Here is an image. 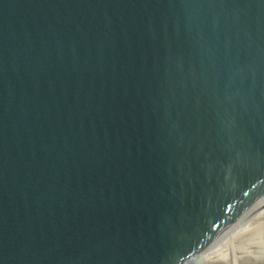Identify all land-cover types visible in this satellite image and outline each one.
Segmentation results:
<instances>
[{"label": "water", "instance_id": "water-1", "mask_svg": "<svg viewBox=\"0 0 264 264\" xmlns=\"http://www.w3.org/2000/svg\"><path fill=\"white\" fill-rule=\"evenodd\" d=\"M264 206V0H0V264H185Z\"/></svg>", "mask_w": 264, "mask_h": 264}, {"label": "bare ground", "instance_id": "bare-ground-1", "mask_svg": "<svg viewBox=\"0 0 264 264\" xmlns=\"http://www.w3.org/2000/svg\"><path fill=\"white\" fill-rule=\"evenodd\" d=\"M185 264H264V206Z\"/></svg>", "mask_w": 264, "mask_h": 264}]
</instances>
